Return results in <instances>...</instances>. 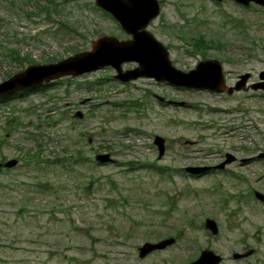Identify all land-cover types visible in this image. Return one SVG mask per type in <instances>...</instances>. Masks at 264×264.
Masks as SVG:
<instances>
[{"label":"rangeland","instance_id":"obj_1","mask_svg":"<svg viewBox=\"0 0 264 264\" xmlns=\"http://www.w3.org/2000/svg\"><path fill=\"white\" fill-rule=\"evenodd\" d=\"M158 2L147 30L177 70L216 59L227 86L245 73L248 84L259 81L263 7ZM102 35L130 38L94 0H0V83L89 51ZM115 74L104 67L0 102V164L18 161L0 169V264H187L204 249L230 264L248 249L264 256V199L254 195L264 197V92L122 83ZM155 136L165 140L160 158ZM102 153L114 162L98 164ZM168 238L173 245L138 257L144 243Z\"/></svg>","mask_w":264,"mask_h":264},{"label":"water","instance_id":"obj_2","mask_svg":"<svg viewBox=\"0 0 264 264\" xmlns=\"http://www.w3.org/2000/svg\"><path fill=\"white\" fill-rule=\"evenodd\" d=\"M231 1L243 7L254 4L264 8V0ZM94 5L108 13L130 38L118 40L112 36L102 35L91 42L89 51L77 53L56 63L30 65L0 83V99L41 88L57 79L78 77L104 67L114 69L116 72L114 79L122 83L147 78L174 87L228 95L246 89L250 74L241 75L234 86H227L223 66L216 59L199 61L194 69L188 72L175 68L169 59L167 49L147 30L149 24L160 12V4L157 0H94ZM128 62L135 63L136 67L131 70H122V64ZM258 78L259 81L251 84L250 88L264 91V71L259 74ZM153 144L157 147L160 158L165 152V140L155 136ZM259 157H264V154ZM232 160L233 158L227 155L226 160L214 168L222 169ZM95 161L101 165L113 163V159L107 153L96 155ZM16 164L17 160L12 159L0 164V167L9 169ZM207 170V167H187L185 169L191 175H200ZM254 195L260 201L264 198L257 192ZM204 226L212 235L217 234V225L212 219H206ZM174 242L173 238L157 243L146 242L138 249V257L144 258L154 251L173 245ZM233 257L239 258L240 255L234 254ZM221 260L222 258L213 251L204 249L197 259L187 264H219Z\"/></svg>","mask_w":264,"mask_h":264},{"label":"flooded vegetation","instance_id":"obj_3","mask_svg":"<svg viewBox=\"0 0 264 264\" xmlns=\"http://www.w3.org/2000/svg\"><path fill=\"white\" fill-rule=\"evenodd\" d=\"M250 252V254H247L245 256H240L239 258L234 259V257L231 255L232 262L234 264H264V256L256 257L254 255V250L248 249L247 251H243V253ZM242 254V253H241ZM222 257V256H221ZM220 264H230L227 263L223 257Z\"/></svg>","mask_w":264,"mask_h":264},{"label":"trees","instance_id":"obj_4","mask_svg":"<svg viewBox=\"0 0 264 264\" xmlns=\"http://www.w3.org/2000/svg\"><path fill=\"white\" fill-rule=\"evenodd\" d=\"M49 1H51V0H49ZM200 44H203L202 38H198V39L194 40L193 46H194V48H197ZM13 59L16 60L15 57H13ZM8 99H10V98L1 99L0 102L3 103L5 101H7ZM12 123H14V122L10 121V122L7 123V128L8 129L12 130L15 127V126L11 125ZM79 158H81V155H79Z\"/></svg>","mask_w":264,"mask_h":264}]
</instances>
